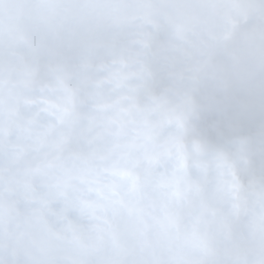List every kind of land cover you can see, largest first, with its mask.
<instances>
[{
  "label": "clouds",
  "instance_id": "9594fccd",
  "mask_svg": "<svg viewBox=\"0 0 264 264\" xmlns=\"http://www.w3.org/2000/svg\"><path fill=\"white\" fill-rule=\"evenodd\" d=\"M0 264H264V0H0Z\"/></svg>",
  "mask_w": 264,
  "mask_h": 264
}]
</instances>
